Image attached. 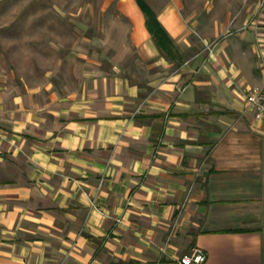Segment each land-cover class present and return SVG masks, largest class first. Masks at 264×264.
Masks as SVG:
<instances>
[{
    "label": "crops",
    "instance_id": "1",
    "mask_svg": "<svg viewBox=\"0 0 264 264\" xmlns=\"http://www.w3.org/2000/svg\"><path fill=\"white\" fill-rule=\"evenodd\" d=\"M144 1L175 59L135 0H97L109 49L0 74V264H264V120L243 98L264 87V0L210 28Z\"/></svg>",
    "mask_w": 264,
    "mask_h": 264
},
{
    "label": "rangeland",
    "instance_id": "2",
    "mask_svg": "<svg viewBox=\"0 0 264 264\" xmlns=\"http://www.w3.org/2000/svg\"><path fill=\"white\" fill-rule=\"evenodd\" d=\"M240 1L184 0V13L198 16L202 26L210 28L212 19H220L230 6L233 14L237 13ZM96 3L97 0H0V74L8 80H40L46 69H54L66 59L74 61L80 53L92 56L95 49H109L116 43L111 36L117 25L111 23L108 14L103 22H93V14H99L93 7ZM126 48L130 52L125 62L134 64L129 42ZM72 52L77 54L74 58H70Z\"/></svg>",
    "mask_w": 264,
    "mask_h": 264
},
{
    "label": "built area",
    "instance_id": "3",
    "mask_svg": "<svg viewBox=\"0 0 264 264\" xmlns=\"http://www.w3.org/2000/svg\"><path fill=\"white\" fill-rule=\"evenodd\" d=\"M213 45H207L210 54L213 53ZM247 111L251 112L257 121L264 120V87H254L243 92ZM206 254L200 248H194L190 253L181 257L179 264H204L206 261Z\"/></svg>",
    "mask_w": 264,
    "mask_h": 264
},
{
    "label": "trees",
    "instance_id": "4",
    "mask_svg": "<svg viewBox=\"0 0 264 264\" xmlns=\"http://www.w3.org/2000/svg\"><path fill=\"white\" fill-rule=\"evenodd\" d=\"M135 1L145 17L146 28L157 47L168 59H175L176 51L174 43L160 24L157 15L144 0Z\"/></svg>",
    "mask_w": 264,
    "mask_h": 264
}]
</instances>
